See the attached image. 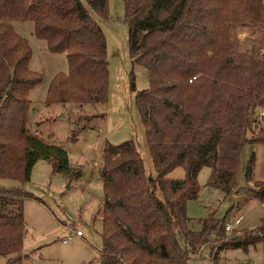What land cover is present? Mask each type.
I'll return each instance as SVG.
<instances>
[{
  "label": "trees",
  "instance_id": "16d2710c",
  "mask_svg": "<svg viewBox=\"0 0 264 264\" xmlns=\"http://www.w3.org/2000/svg\"><path fill=\"white\" fill-rule=\"evenodd\" d=\"M129 56L147 70L149 88L131 89L146 130L156 175L148 177L131 140L103 148L104 201L99 264H190L206 244L212 264L223 251L262 244L264 221L230 235L227 218L214 214L193 232L188 203L201 191L198 177L211 171L208 187L230 196L246 145L264 146V0H124ZM89 8L109 18V0H0V179L30 180L34 165L77 177L61 145L27 130L29 93L42 77L29 69L32 50L10 23L31 22L34 36L52 54H64L68 74L55 75L46 105L106 104L109 62L104 33ZM260 28L255 55L240 50L239 30ZM256 153L245 167L254 184ZM183 179H169L176 169ZM254 197L264 200V182ZM31 195L0 187V258L24 264L23 204ZM264 264V263H263Z\"/></svg>",
  "mask_w": 264,
  "mask_h": 264
},
{
  "label": "rangeland",
  "instance_id": "374dc122",
  "mask_svg": "<svg viewBox=\"0 0 264 264\" xmlns=\"http://www.w3.org/2000/svg\"><path fill=\"white\" fill-rule=\"evenodd\" d=\"M89 11L100 25L107 45L109 93L107 103L101 105H46L44 100L52 78L68 74L67 58L64 54L50 53L45 42L34 36L31 22L10 23L32 50L29 69L42 77V82L29 93L31 107L26 128L30 134L67 150L71 166L77 172V177L67 178L54 173L47 162L39 161L27 183L0 179L1 188H20L31 195L23 204V254L28 256L24 264H99L103 228L102 221L95 218L104 201L101 174L106 143L118 146L133 140L144 160L146 174L156 175L146 130L131 89L132 77L137 91L148 89V73L142 66L134 65L129 56L124 0H109L108 19L99 18L90 8ZM239 33L240 50L255 55L261 46L262 30L247 26ZM253 153L257 156L254 184H247L245 167ZM210 175L207 168L201 171L199 197L188 203L190 230L200 232L202 221L211 214L218 220L227 218L234 228L233 234L255 230L264 221V200L253 194L259 190L256 183L264 182V147H244L237 189L232 195L209 188ZM184 177L185 171L181 168L167 176L177 180ZM76 231H82L84 236L74 237L67 244L62 242ZM221 257L224 264H263L264 250L258 244L247 252L223 251ZM0 264H3L2 258ZM190 264H212L210 244L204 245Z\"/></svg>",
  "mask_w": 264,
  "mask_h": 264
},
{
  "label": "built area",
  "instance_id": "2783aa9c",
  "mask_svg": "<svg viewBox=\"0 0 264 264\" xmlns=\"http://www.w3.org/2000/svg\"><path fill=\"white\" fill-rule=\"evenodd\" d=\"M257 115H258V124L264 125V111L258 110ZM233 230H234L233 226L231 224H227V226H226L227 233L231 234L233 232ZM83 234L84 233L82 231H76V233L73 232L70 234V236L67 239L63 240L62 242L64 244H67L69 241H72L74 239V237H83Z\"/></svg>",
  "mask_w": 264,
  "mask_h": 264
},
{
  "label": "crops",
  "instance_id": "0c3cea01",
  "mask_svg": "<svg viewBox=\"0 0 264 264\" xmlns=\"http://www.w3.org/2000/svg\"><path fill=\"white\" fill-rule=\"evenodd\" d=\"M262 147H264V146H262ZM257 157V156H256ZM73 168V167H72ZM238 223H239V220H237V222H236V225H238ZM83 236H84V234H83ZM79 238H82V237H79Z\"/></svg>",
  "mask_w": 264,
  "mask_h": 264
}]
</instances>
